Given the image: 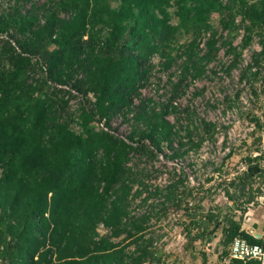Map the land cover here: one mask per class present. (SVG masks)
Returning <instances> with one entry per match:
<instances>
[{
    "label": "trees",
    "instance_id": "trees-1",
    "mask_svg": "<svg viewBox=\"0 0 264 264\" xmlns=\"http://www.w3.org/2000/svg\"><path fill=\"white\" fill-rule=\"evenodd\" d=\"M110 1L49 0L41 17L21 14L16 8L0 15V35L8 38L0 48L2 264L143 263L150 255L147 250L126 252L130 244L142 241L145 229L144 221L126 223L127 201L139 174L128 166L129 155H151L146 140L157 150L162 144L172 149L176 136L174 125L166 119L167 105L150 98L134 104L148 82L149 58L157 55L169 63L172 51L184 47L188 38L182 75L190 70L199 75L202 62H210L218 52L216 31L209 23L214 13L234 12L227 21L221 15L225 28L240 16L244 46L254 30L264 31V0L224 4L220 0H116L117 8ZM11 29L15 30L8 35ZM205 35L206 51L199 55ZM12 39L19 52L9 42ZM263 56L264 44L255 63ZM35 68L41 77L31 78ZM49 83H71L79 91L83 104L77 121L59 95L66 92L55 86L47 92ZM120 113L131 116L128 139L137 146L97 129L103 119L108 125ZM71 123L79 126V132ZM204 127L212 126L204 123ZM259 160H248L256 162L251 171L264 174ZM249 178L250 172L236 186L245 188ZM234 195L229 194L231 201ZM250 202V198L245 201ZM214 220L208 215V222ZM99 223L114 236L128 225L125 238L129 240L115 243L103 237L96 241ZM226 225L225 245L242 238L263 246V240L242 230L239 221L232 218ZM197 226L200 232L193 241L206 232L202 222ZM229 264L262 263L231 259Z\"/></svg>",
    "mask_w": 264,
    "mask_h": 264
},
{
    "label": "rangeland",
    "instance_id": "rangeland-1",
    "mask_svg": "<svg viewBox=\"0 0 264 264\" xmlns=\"http://www.w3.org/2000/svg\"><path fill=\"white\" fill-rule=\"evenodd\" d=\"M48 1L0 0V15L16 8L21 14L35 13L41 17ZM220 2L224 4L228 0ZM110 4L117 8L119 2L111 0ZM221 15L227 21L234 12L210 15L218 52L210 62H202L203 72L196 75V71L190 70L182 75L183 52L189 40L183 38L182 43L186 40V44L172 51L173 60L169 63L157 55L149 58L147 85L134 98V104L150 98L156 104L167 105L170 112L166 119L174 125L176 133L172 149L162 144L157 150L146 140L144 144L151 155L136 152L129 155L128 166L139 174L127 201L126 223L144 221L145 229L142 241L130 244L126 252L147 250L150 255L141 264H229L230 245L224 244L223 231L228 228L226 222L233 218L245 224L250 209L260 204L255 198L264 195V174L253 172L251 168L256 162L248 161L259 157L258 167L264 169V56L258 57V64L254 61L264 44V31L261 34L259 29L254 30L251 41L244 46L246 33L240 16H235L234 25L225 28ZM175 22L173 18L172 23ZM0 36L1 48L6 35ZM207 36L200 40L199 55L206 51ZM16 37L20 39L17 34ZM14 44L16 51H20ZM33 71L31 78L41 77L36 68ZM53 85L47 86L46 91H52ZM67 87L73 94L64 90L66 93L59 95L77 121L83 104L81 94L71 83ZM174 93L176 98L170 100ZM122 115L110 118L108 125L107 119H103L105 130L99 124L96 127L137 146L136 141L128 139L131 116ZM204 123L212 127L205 129ZM70 127L79 132L75 123ZM138 127L143 129L141 124ZM248 172L249 184L244 189L238 188V179ZM232 193L236 199L231 201ZM248 198L252 203H245ZM208 215L215 217L214 222L207 221ZM198 222L203 223L206 232L201 239L193 241L200 232ZM128 230L130 227L126 225L125 230L114 236L99 223L95 240L104 237L115 243L125 242L129 240L125 238Z\"/></svg>",
    "mask_w": 264,
    "mask_h": 264
},
{
    "label": "built area",
    "instance_id": "built-area-1",
    "mask_svg": "<svg viewBox=\"0 0 264 264\" xmlns=\"http://www.w3.org/2000/svg\"><path fill=\"white\" fill-rule=\"evenodd\" d=\"M4 37H5L4 39H8L6 36ZM11 44L16 48L14 42H11ZM42 69L43 71H45L44 66H42ZM49 85H53V84L49 83ZM53 86L61 90H67L70 93L73 92L72 89L70 90L67 86L58 85V84H54ZM98 124L100 125L101 129L105 130L101 122H99ZM229 256L231 259H236L240 261L256 259V260H260L261 263L264 264V246L258 244H249L245 239L242 238H234L229 246Z\"/></svg>",
    "mask_w": 264,
    "mask_h": 264
},
{
    "label": "crops",
    "instance_id": "crops-1",
    "mask_svg": "<svg viewBox=\"0 0 264 264\" xmlns=\"http://www.w3.org/2000/svg\"><path fill=\"white\" fill-rule=\"evenodd\" d=\"M255 200H259L260 204H257L255 209H250V218L245 224H241V229L253 236L254 234L258 235L257 239L263 240L264 246V195L255 198Z\"/></svg>",
    "mask_w": 264,
    "mask_h": 264
},
{
    "label": "water",
    "instance_id": "water-1",
    "mask_svg": "<svg viewBox=\"0 0 264 264\" xmlns=\"http://www.w3.org/2000/svg\"><path fill=\"white\" fill-rule=\"evenodd\" d=\"M254 237H255V238H258V235L254 234Z\"/></svg>",
    "mask_w": 264,
    "mask_h": 264
}]
</instances>
